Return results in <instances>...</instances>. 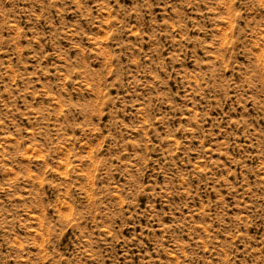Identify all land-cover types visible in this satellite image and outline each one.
<instances>
[{
	"label": "rangeland",
	"instance_id": "obj_1",
	"mask_svg": "<svg viewBox=\"0 0 264 264\" xmlns=\"http://www.w3.org/2000/svg\"><path fill=\"white\" fill-rule=\"evenodd\" d=\"M0 264H264V0H0Z\"/></svg>",
	"mask_w": 264,
	"mask_h": 264
}]
</instances>
